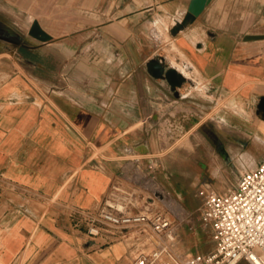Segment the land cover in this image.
Segmentation results:
<instances>
[{
    "label": "crops",
    "instance_id": "0c3cea01",
    "mask_svg": "<svg viewBox=\"0 0 264 264\" xmlns=\"http://www.w3.org/2000/svg\"><path fill=\"white\" fill-rule=\"evenodd\" d=\"M193 1L0 0V264H131L155 238L137 224L91 236L76 210L139 168L171 188L180 156L223 166L209 142L240 136L215 106L264 96V37L247 38L264 34V0H207L187 19ZM182 139L196 143L181 155Z\"/></svg>",
    "mask_w": 264,
    "mask_h": 264
},
{
    "label": "built area",
    "instance_id": "2783aa9c",
    "mask_svg": "<svg viewBox=\"0 0 264 264\" xmlns=\"http://www.w3.org/2000/svg\"><path fill=\"white\" fill-rule=\"evenodd\" d=\"M200 217L208 226L214 248L206 253L191 252L181 258L171 248L173 219L163 210L131 214L119 208V202L105 200L96 208L76 210L74 224L84 225L91 236H99L105 228L124 229L134 224L156 239L155 245L140 252L131 264H264V154L257 166L244 170L237 185L226 192L205 186ZM165 237L167 240H162Z\"/></svg>",
    "mask_w": 264,
    "mask_h": 264
},
{
    "label": "rangeland",
    "instance_id": "374dc122",
    "mask_svg": "<svg viewBox=\"0 0 264 264\" xmlns=\"http://www.w3.org/2000/svg\"><path fill=\"white\" fill-rule=\"evenodd\" d=\"M214 111L215 114L228 111L230 128L222 130L225 133L229 130L240 136V139L235 140L209 142L217 149L215 154L221 156L223 166L214 172L202 170L199 166L187 168L182 165L184 157L180 156L173 167L174 170L165 174L166 182H169L171 188L168 184L163 187L151 174L139 168L137 176L132 179L133 184L129 182V187L122 185L118 190L112 189L107 198L109 203H113L114 198L118 199L119 208H124L131 214L165 211L177 225L178 230L174 231L170 246L181 258L191 252H209L215 245L210 228L203 224L200 217L202 198L198 194L199 190L207 184L218 192L225 186H236L241 173L254 167L264 154V110L255 103L245 105L243 101L231 96L227 101H220ZM175 143V151L182 155L186 147L192 148L196 142L182 139ZM166 168H169V165ZM139 174L144 176L140 177ZM152 184L159 186L160 190L155 189ZM161 190L182 206L183 214L167 204L165 194Z\"/></svg>",
    "mask_w": 264,
    "mask_h": 264
},
{
    "label": "water",
    "instance_id": "95a60500",
    "mask_svg": "<svg viewBox=\"0 0 264 264\" xmlns=\"http://www.w3.org/2000/svg\"><path fill=\"white\" fill-rule=\"evenodd\" d=\"M207 0H194L191 7H190V12L187 14V19L193 18L195 15H197L204 5L206 4ZM30 34L33 35L34 37L38 38L40 41L45 42L50 39L49 34L45 32L39 25L37 21H35L31 28H30ZM264 34H250L247 35V38H263ZM153 73L156 75H162V70L158 67L153 69ZM165 76L168 78V80L176 85L181 83V79L179 78L176 70L174 69H169L166 71ZM258 107L261 110H264V96L261 97V99L258 102Z\"/></svg>",
    "mask_w": 264,
    "mask_h": 264
},
{
    "label": "bare ground",
    "instance_id": "6f19581e",
    "mask_svg": "<svg viewBox=\"0 0 264 264\" xmlns=\"http://www.w3.org/2000/svg\"><path fill=\"white\" fill-rule=\"evenodd\" d=\"M140 175V177H142V176H144V175H142V174H139ZM151 183V182H150ZM155 186V184H152V186ZM151 187V186H150ZM162 188V187H161ZM155 189H157V190H160V187L159 186H155ZM161 192L163 193V194H165V200L167 201V204L169 203L171 206H172V208L174 209V210H176V211H178V212H180V213H182L183 214V208H182V206L179 204V203H177L169 194H167V193H165L164 191H162L161 190ZM257 263L258 264H262V262H261V260H259V259H257Z\"/></svg>",
    "mask_w": 264,
    "mask_h": 264
}]
</instances>
